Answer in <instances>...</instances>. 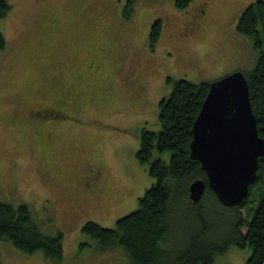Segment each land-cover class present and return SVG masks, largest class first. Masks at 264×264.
Listing matches in <instances>:
<instances>
[{"label": "rangeland", "instance_id": "obj_1", "mask_svg": "<svg viewBox=\"0 0 264 264\" xmlns=\"http://www.w3.org/2000/svg\"><path fill=\"white\" fill-rule=\"evenodd\" d=\"M249 1L132 0L124 17L125 0H9L0 16V200L25 202L39 229L60 230L62 254L22 251L2 237L3 264H130L119 246L101 247L81 223L112 226L153 179L135 150L141 127L158 128L157 100L170 88L165 74L196 82L250 70L264 45L235 26ZM157 18L151 45L147 32ZM53 101L71 116L43 117L40 108ZM86 166L98 174V193L78 185ZM259 186H251L247 207ZM183 207L171 216L165 248L189 224ZM83 240L88 245L79 247ZM248 252L230 244L211 264H244Z\"/></svg>", "mask_w": 264, "mask_h": 264}, {"label": "trees", "instance_id": "obj_2", "mask_svg": "<svg viewBox=\"0 0 264 264\" xmlns=\"http://www.w3.org/2000/svg\"><path fill=\"white\" fill-rule=\"evenodd\" d=\"M131 1L125 0L122 16L129 15ZM172 1L175 6L182 7L189 0ZM9 7V0H0V16ZM159 25L158 18L150 23V42L156 39ZM235 26L250 35L254 44L260 46L262 41L264 45V0L247 2L238 11ZM4 42L0 28V47ZM244 74L256 131L264 141V47ZM165 81L170 88L157 100L158 128L141 127L135 150L136 157L147 164V171L153 179L138 195L136 205L115 217L112 226L86 218L81 223V231L103 248L112 244L119 246L130 264H211L214 255L230 244L248 246L244 264H264V150L257 156L255 177L248 182L246 195L235 204L220 202L207 185L199 161L188 154L191 123L208 81L195 82L170 75ZM163 150L168 151L165 158L160 154ZM194 177H201L205 182L200 198L195 201L189 198L187 190ZM253 184H260L259 199L247 207ZM183 204L189 224L181 230L179 243L165 248L171 242V216ZM216 214L222 218L214 220ZM61 235L60 230L47 233L39 229L25 202L13 205L0 200V238H7L17 249L26 252L40 249L44 256L59 259ZM85 245L88 241L83 240L78 246ZM0 264H3L1 260Z\"/></svg>", "mask_w": 264, "mask_h": 264}, {"label": "water", "instance_id": "obj_3", "mask_svg": "<svg viewBox=\"0 0 264 264\" xmlns=\"http://www.w3.org/2000/svg\"><path fill=\"white\" fill-rule=\"evenodd\" d=\"M190 130L188 154L199 161L207 185L223 204L238 203L255 177L257 156L264 150L242 70L232 69L207 82ZM204 186L201 177L191 179L189 198L199 199Z\"/></svg>", "mask_w": 264, "mask_h": 264}, {"label": "flooded vegetation", "instance_id": "obj_4", "mask_svg": "<svg viewBox=\"0 0 264 264\" xmlns=\"http://www.w3.org/2000/svg\"><path fill=\"white\" fill-rule=\"evenodd\" d=\"M150 29V26H149ZM149 29L147 34H149ZM150 42V41H149ZM154 42H150L151 45H153ZM154 48V46H153ZM167 76V74H165V77ZM160 79V78H159ZM144 97H146V95H144ZM41 111V115L43 117H45L46 119H51V120H56V117L58 118L63 117V116H71V114H69V112H67L64 108H62L60 106V103L57 102L55 104V102H51L48 105L43 106L42 108H40ZM90 171H88V169L84 172V175L82 176V179L79 181V186L81 187L82 191L84 193L87 192H94V193H98L100 192V185H99V178H98V174L93 172L94 169L92 170L91 168H89Z\"/></svg>", "mask_w": 264, "mask_h": 264}]
</instances>
